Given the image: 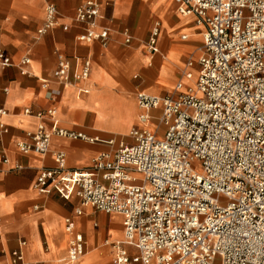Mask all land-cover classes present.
I'll use <instances>...</instances> for the list:
<instances>
[{
	"label": "built area",
	"instance_id": "2783aa9c",
	"mask_svg": "<svg viewBox=\"0 0 264 264\" xmlns=\"http://www.w3.org/2000/svg\"><path fill=\"white\" fill-rule=\"evenodd\" d=\"M45 1L46 19L39 34L57 25L58 9ZM183 15H194L204 28L203 53L195 87L178 82L175 96L137 94L144 120L160 109L159 132L133 128L131 141L89 138L82 132L48 128L41 121L28 140L16 145L23 153L46 154L51 139L101 141L113 146L84 168H70L63 151L56 166L43 168L35 189L55 191L64 199L77 196L82 206L124 216V241L113 243L112 264H264V0H176ZM100 4L89 0L77 8L85 25L81 41L99 38L107 47L110 30L99 28ZM68 30V25H62ZM159 25L148 44L158 51ZM130 42V37L126 38ZM25 57L22 65L29 64ZM0 48V66L12 65ZM193 61L189 62V66ZM91 61L71 73L70 60L58 53L53 77L63 85L87 79ZM22 72L25 73L24 70ZM185 77L193 78L192 71ZM7 111L0 108V130ZM30 114L31 110L26 109ZM53 109L38 117L53 116ZM9 162L0 150V164ZM36 209L38 207H35ZM78 215L82 209L76 210ZM70 234L63 264H75L86 252L84 235L66 218ZM20 240L14 264H30ZM132 247L136 253L128 250Z\"/></svg>",
	"mask_w": 264,
	"mask_h": 264
},
{
	"label": "crops",
	"instance_id": "0c3cea01",
	"mask_svg": "<svg viewBox=\"0 0 264 264\" xmlns=\"http://www.w3.org/2000/svg\"><path fill=\"white\" fill-rule=\"evenodd\" d=\"M86 1L53 0L59 12L57 25L39 34L46 19L44 0H0V48L13 62L0 66V108L7 111L4 122L9 129L6 134L0 130V150L9 158L0 164V264H14L12 252L20 240L27 242L23 253L30 264H63L69 248L68 217L86 241V252L75 264H112V244L125 239L122 214L82 206L75 195L64 199L55 191L42 193L34 187L43 168L56 166V152H65L68 167L84 168L96 156L112 151V145L53 136L50 151L36 154L21 152L17 141L28 140L27 132L41 121L48 128L82 132L89 138L123 136L131 141L129 133L135 127L154 130L161 112L154 109L153 119H142L139 92L175 96L178 82L184 83L183 91L190 86L187 70L195 80L198 77L204 28L194 15L179 13L176 0H94L101 9L99 28L110 30L107 47L99 38L91 42L78 38L85 25L76 21V12ZM156 24L158 51L152 53L148 41ZM58 53L70 60L73 76L89 58L87 79L73 77L65 86L54 78ZM25 57L30 62L22 65ZM48 109H53V116H37ZM128 250L136 253L132 247Z\"/></svg>",
	"mask_w": 264,
	"mask_h": 264
},
{
	"label": "rangeland",
	"instance_id": "374dc122",
	"mask_svg": "<svg viewBox=\"0 0 264 264\" xmlns=\"http://www.w3.org/2000/svg\"><path fill=\"white\" fill-rule=\"evenodd\" d=\"M154 130L156 131V132H159V130H160V126L159 125H154ZM121 139H124V140H126L127 142L128 141H130L128 138H126V137H123V136H118V141H120Z\"/></svg>",
	"mask_w": 264,
	"mask_h": 264
},
{
	"label": "bare ground",
	"instance_id": "6f19581e",
	"mask_svg": "<svg viewBox=\"0 0 264 264\" xmlns=\"http://www.w3.org/2000/svg\"><path fill=\"white\" fill-rule=\"evenodd\" d=\"M189 84L192 85L193 87H195V77L193 76V78L189 81ZM121 239V238H120Z\"/></svg>",
	"mask_w": 264,
	"mask_h": 264
}]
</instances>
